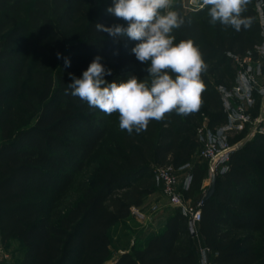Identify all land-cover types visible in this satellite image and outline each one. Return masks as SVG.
<instances>
[{
  "label": "trees",
  "instance_id": "16d2710c",
  "mask_svg": "<svg viewBox=\"0 0 264 264\" xmlns=\"http://www.w3.org/2000/svg\"><path fill=\"white\" fill-rule=\"evenodd\" d=\"M86 1L0 0V231L3 241H21L25 248L22 264H68L72 257L77 264H104L113 255L109 229L155 190L150 164L177 169L199 148L195 125L173 112L162 121L152 120L146 131L124 133L123 140L132 146L118 158L119 166L110 163L100 169L99 176L77 178L105 138L107 122L115 113L106 115L79 97L66 95L65 89L72 83L69 74L81 78L97 56L105 69L111 70V75L104 76L107 83L144 74L131 51L138 41L97 32V23L113 25L108 16L97 15L88 21L81 40L71 47L54 75L49 46L59 34L52 16L59 18V27L64 26L65 19L85 9ZM253 1L249 0L242 13L251 18L250 27L240 31L233 28V33L225 35L220 43L217 39H201L208 7L184 11L180 1L175 0L172 10L185 18V24L173 30L174 42L192 39L204 62L220 52L227 57V52L245 54L253 50L259 31ZM19 15L25 18L29 48L37 57L34 70L27 68L18 49H12L17 32L3 36L5 28ZM7 76H14L17 82L4 87L3 78ZM24 78L32 84L23 87ZM201 78L204 90L200 101L210 112V125L227 123L221 92L207 70ZM14 103L37 113L31 125L15 127ZM250 144L258 147L261 143L256 138ZM260 152L261 160L247 146L233 150L225 168L216 173L214 193L203 202L204 195L199 198L201 219L197 231L205 245L215 251L211 259L215 264L258 263L254 240L255 234L264 230V145ZM206 176L207 163L197 159L183 189L185 197L201 191ZM74 185L77 197L55 212L43 213L40 201L28 199L47 191L60 196ZM112 264H199L188 214L173 209L160 233L117 254Z\"/></svg>",
  "mask_w": 264,
  "mask_h": 264
},
{
  "label": "rangeland",
  "instance_id": "374dc122",
  "mask_svg": "<svg viewBox=\"0 0 264 264\" xmlns=\"http://www.w3.org/2000/svg\"><path fill=\"white\" fill-rule=\"evenodd\" d=\"M175 0H172V4ZM182 4L184 11L188 10L189 0H179ZM253 5L256 12V18L259 23V31L255 37V47L253 50L246 52L245 54L251 57L252 69L256 76H258V83L264 81V0H254ZM29 6V5H27ZM113 6V0H87L85 9L78 15H72L70 18L63 21L64 26H58L59 18L52 16L55 30L59 34L58 39L53 41L49 46V64L54 70V75L58 70L65 55L71 51V47L79 42L83 33L87 27L88 21L97 15H105L114 24L122 26H128L127 23L116 18L114 15L107 13V8ZM211 18L207 17L203 20L204 29L201 39L203 41L212 42L215 39L223 40L225 35H231L233 28L231 26H225L217 22L212 24ZM60 25V24H59ZM62 25V24H61ZM17 32V38L12 45V49H18L24 56L29 70L36 69L37 57L35 53L30 51L29 48V32L25 24V18L23 15H19L14 22L9 24L3 33V36L13 35ZM217 47V46H216ZM220 48V47H218ZM60 54V58L57 54ZM233 52H227V57L223 55L215 54L211 60L205 61L207 65L206 70L209 72L211 81L221 92L223 101L227 109L232 110L236 106L237 102L233 101V98L229 97L231 88L235 82L234 68L232 62ZM147 63H141L138 61L137 67L141 72H144L143 77L138 78L140 80H150L147 73ZM17 82V78L14 76H7L3 78V83L8 87ZM23 87H28L32 84V81L28 78L23 79ZM238 100V99H237ZM13 107L16 109L15 115V127H27L31 125L37 116V113L27 110L23 106L14 103ZM248 113L251 117L252 123L246 125L241 130H236L232 123L227 121L225 124L210 125V112L205 103L201 102L200 107L187 115H184L186 119L195 125L197 131V137L199 140L198 147L206 141L213 142L219 147L229 146L235 149L247 146L248 149L254 150L259 155V160L262 159L260 147L264 145V93L259 87L253 91V102L248 107ZM105 138L100 142L97 150L87 161L84 169L78 175V179H90L92 177L99 176V171L102 168H106L110 163H118L119 157L126 155L127 147H131L132 143H126L123 140L122 135L127 131L119 128V115L115 113L107 122ZM259 139L260 145L258 147L248 145L253 139ZM2 142L0 137V143ZM197 159H200L195 154ZM202 160V159H201ZM226 161H220L218 163L217 172L223 169ZM203 164H206L202 160ZM151 173L153 174L156 182L155 190L144 196L143 202L140 206L131 208L130 215L114 224L108 231L109 246L112 250V257L108 259L104 264H112L113 259L119 253L121 247L129 246L138 243L142 232V225L149 223L160 224L165 220V209L170 211L175 209L170 204L167 197L163 195L161 189V183L156 176L154 169L158 164L151 163ZM175 174L178 177V183L181 188L182 197L189 206L195 207L199 201L201 194L205 191H199L194 197L187 198L183 189L186 185L188 176V166L184 164L179 169H174ZM216 176V175H214ZM207 177V188L210 184L211 177ZM206 188V190H207ZM78 192L74 185L68 192L56 196L53 192L47 191L44 193L33 194L28 199L40 201L44 207L43 213L48 214L63 209L67 204L77 197ZM160 212V214H158ZM7 252L10 254V260L4 264H22L24 260L25 248L18 238H11L3 241ZM255 252L257 253L259 260L257 264H264V230L255 234ZM72 257L68 264H77V260ZM29 264H32L31 262Z\"/></svg>",
  "mask_w": 264,
  "mask_h": 264
},
{
  "label": "clouds",
  "instance_id": "9594fccd",
  "mask_svg": "<svg viewBox=\"0 0 264 264\" xmlns=\"http://www.w3.org/2000/svg\"><path fill=\"white\" fill-rule=\"evenodd\" d=\"M208 7L210 22L231 26L236 31L248 28L251 18L244 17L249 0H201ZM172 0H113L107 13L122 19L127 27L114 24L106 27L96 24L97 32L113 38L127 37L138 41L131 49L141 63L150 61L147 69L150 80H140L135 75L124 82L107 83L104 76L111 75L97 56L81 78L72 74V83L66 95L79 97L90 108L112 115L118 113L119 128L129 135L146 131L152 120L162 121L175 112L187 115L200 107L204 90L202 73L206 71L199 48L192 39L175 43L173 30L185 24V18L172 10ZM60 58V54H57ZM65 64L70 62L65 59Z\"/></svg>",
  "mask_w": 264,
  "mask_h": 264
},
{
  "label": "built area",
  "instance_id": "2783aa9c",
  "mask_svg": "<svg viewBox=\"0 0 264 264\" xmlns=\"http://www.w3.org/2000/svg\"><path fill=\"white\" fill-rule=\"evenodd\" d=\"M188 10L194 11L202 9L201 0H189ZM235 82L231 88L229 97L233 98L237 104L232 110L227 109L228 122L230 121L236 130L243 129L246 125L252 123L251 117L248 113V107L253 102V91L259 87L264 93V81L258 83V76L255 75L252 69L251 57L247 54H234L232 56ZM238 99V100H237ZM234 148L225 146L219 147L213 142H203L198 150L197 155L200 159L207 163V175L212 177L217 173L218 163L220 161H227ZM154 172L161 182V189L163 195L167 197L171 205L181 209L188 214L189 221L196 225L201 219L200 203L195 207L189 206L185 203L180 191L178 177L171 165H158ZM205 250H209L205 247ZM10 260V254L7 252L2 234L0 231V264ZM202 264H215L212 260L206 259L202 255Z\"/></svg>",
  "mask_w": 264,
  "mask_h": 264
},
{
  "label": "crops",
  "instance_id": "0c3cea01",
  "mask_svg": "<svg viewBox=\"0 0 264 264\" xmlns=\"http://www.w3.org/2000/svg\"><path fill=\"white\" fill-rule=\"evenodd\" d=\"M196 152L193 154L191 160L186 163V166H188V176L186 177L187 178L186 185L188 184L189 177L191 175L193 166H194L195 162L197 161V157L195 156ZM224 168H225V164H224L223 169ZM177 169H179V168H177ZM207 182H208L207 177H205L202 181V190L201 191H203L205 189V191L202 193V196L206 192ZM171 212H172V210L170 211L169 209H165V213H164L165 220L160 224H156V223L154 224L152 222V223H149L147 225L146 224L142 225L141 226L142 227L141 228L142 229L141 236H140V239H138L137 244H143L145 242V240L150 235L155 234V233H160L163 230L166 219L171 214ZM158 214H160V212ZM194 227H195V231H196V234L194 236V238H195V249H196V253H197L198 258H199V264H202V255L204 258L211 260L212 257L215 255V251H213L211 249L205 250V247H207V246L205 245L203 238L199 235V233L197 231V225H194ZM129 246L127 245V246L121 247L119 250V253H122L124 251L129 250L130 249Z\"/></svg>",
  "mask_w": 264,
  "mask_h": 264
},
{
  "label": "water",
  "instance_id": "95a60500",
  "mask_svg": "<svg viewBox=\"0 0 264 264\" xmlns=\"http://www.w3.org/2000/svg\"><path fill=\"white\" fill-rule=\"evenodd\" d=\"M215 184H216V176H212L211 177V181H210V184L202 198V202L205 201L208 197H210L213 193H214V190H215ZM189 229H190V232H191V235L192 236H195L196 234V231H195V227H194V224L192 223V221H189Z\"/></svg>",
  "mask_w": 264,
  "mask_h": 264
}]
</instances>
